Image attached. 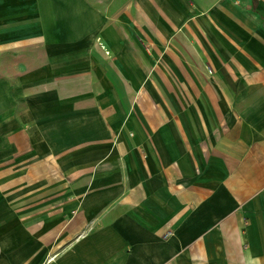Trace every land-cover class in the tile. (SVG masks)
I'll use <instances>...</instances> for the list:
<instances>
[{"label": "crops", "instance_id": "1", "mask_svg": "<svg viewBox=\"0 0 264 264\" xmlns=\"http://www.w3.org/2000/svg\"><path fill=\"white\" fill-rule=\"evenodd\" d=\"M0 264H264V0H0Z\"/></svg>", "mask_w": 264, "mask_h": 264}]
</instances>
